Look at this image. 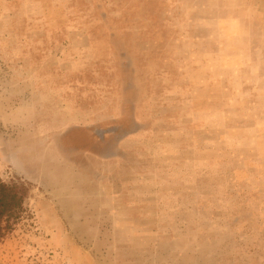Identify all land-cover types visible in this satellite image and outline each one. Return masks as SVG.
Listing matches in <instances>:
<instances>
[{
  "label": "rangeland",
  "instance_id": "374dc122",
  "mask_svg": "<svg viewBox=\"0 0 264 264\" xmlns=\"http://www.w3.org/2000/svg\"><path fill=\"white\" fill-rule=\"evenodd\" d=\"M0 264H264V0H0Z\"/></svg>",
  "mask_w": 264,
  "mask_h": 264
},
{
  "label": "trees",
  "instance_id": "16d2710c",
  "mask_svg": "<svg viewBox=\"0 0 264 264\" xmlns=\"http://www.w3.org/2000/svg\"><path fill=\"white\" fill-rule=\"evenodd\" d=\"M26 197L24 185H10L0 179V241L20 219Z\"/></svg>",
  "mask_w": 264,
  "mask_h": 264
}]
</instances>
